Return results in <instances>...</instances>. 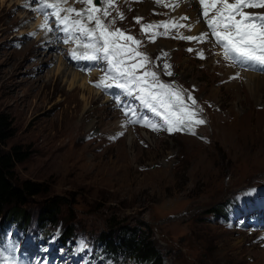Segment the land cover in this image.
I'll return each mask as SVG.
<instances>
[{"label": "rangeland", "instance_id": "374dc122", "mask_svg": "<svg viewBox=\"0 0 264 264\" xmlns=\"http://www.w3.org/2000/svg\"><path fill=\"white\" fill-rule=\"evenodd\" d=\"M24 1L28 8L22 0H0V112L9 114L14 123L15 135L7 147L22 145L30 154L17 163L18 177L43 182L48 191L31 197L23 207L31 223L29 232L14 230L20 252L31 264H89L92 241L102 233L113 234L121 222L151 236L161 250L156 264H264V71L245 69L261 75L262 81L250 88L242 70V78L230 79L234 73L227 74L229 62H218V53L212 51L206 60L200 59L196 52L203 43L160 36L161 49L162 41H171L167 52L159 45L151 48L157 42L145 44L142 51L148 53L163 82L174 81L192 92L207 123L196 127L195 136L153 131L144 124H128L125 130V116L114 108L112 95L104 92L101 96L99 88L89 85L92 73L101 75L99 69L79 72L98 92L93 94L84 88L81 77L74 79L77 70L66 61L71 51L64 50L61 38L59 49L40 41L58 31L41 30L44 16L31 11L38 3ZM136 1L117 0L108 6V20L123 12L125 18L114 26L139 37L141 25L162 20L156 10L142 9L146 0ZM72 6L78 10L91 7L77 0ZM95 6L101 9L104 3L100 0ZM165 11L166 18L170 10ZM23 16L27 18L15 25V19ZM137 16L142 17L139 23L134 19ZM38 19L40 23L33 28ZM199 19L204 24L201 17L191 24ZM32 32L36 35H28ZM190 47L194 51H187ZM40 50L44 59L37 60ZM165 62L172 66V77L163 73ZM123 99L139 113L143 110L133 97ZM140 114L159 121L148 109ZM120 131L125 135L110 139ZM55 198H62L56 215L61 220L51 227H72L81 238L69 236L71 244L89 242V249L70 246L54 253L45 241L35 242L43 207ZM227 199L255 206L222 222L210 210ZM241 218L244 225L237 223ZM2 242L8 245L4 256L16 264H28L9 242ZM120 260V264H131Z\"/></svg>", "mask_w": 264, "mask_h": 264}, {"label": "snow or ice", "instance_id": "6c2138e0", "mask_svg": "<svg viewBox=\"0 0 264 264\" xmlns=\"http://www.w3.org/2000/svg\"><path fill=\"white\" fill-rule=\"evenodd\" d=\"M35 2L39 7L31 8V11L44 16L43 23L39 25L41 30L47 33L62 32L63 43L68 44L75 39L78 47L82 46L88 50L83 54H77L75 50L71 51V59L87 61L92 66H102L104 75L99 81L91 83L105 93H111L115 88L122 94L112 93L113 101L125 116L122 128L126 130L128 124H144L153 131L165 130L169 134L183 132L195 136L196 127L207 123L203 116V108L198 105L192 92L180 88L174 81L165 83L160 79L158 70H153L156 65L150 60L148 53L138 50L142 41L120 28L111 27L117 20L125 18L123 12H118L117 16L106 24L105 19L111 16V12L108 8L103 9L105 19H101L96 14L101 9L95 6L94 0H77L91 6L81 10L60 6L66 4L68 0H55L54 3H49L48 0H35ZM101 2H106L110 8L117 0H101ZM155 2L161 3V0ZM181 2L182 0H173L171 6L179 7ZM195 3L199 5L201 16L210 32H202L198 36L179 34L176 38L211 43L215 47L222 48L223 59L232 67L253 69L259 67L264 70V11H250L264 10V0H195ZM23 7L28 8L29 4L26 3ZM47 9L52 11L48 12ZM210 12L214 14L209 15ZM61 13L67 14L62 16ZM53 17L54 27L50 23ZM134 19L139 23L142 17L137 16ZM188 19L187 16L178 18L179 21ZM93 22L94 27H89L88 25ZM192 26V24H180L178 21H161L157 25L143 24L141 31L147 33L150 29L163 27L164 31L159 32L158 35L168 36L169 28ZM28 35L35 36L36 33L32 32ZM156 39L157 34L148 37L150 43H155ZM187 51L192 52L194 49L188 48ZM164 55L166 56L167 53ZM196 55L200 59H206L203 49L196 52ZM157 59L159 60L160 57ZM171 67L167 62L163 64V73L169 77L174 75ZM140 69L144 71L138 72ZM84 70L91 69L86 67ZM237 78H242L239 72L230 77V79ZM123 97H133L138 100L141 107L147 108L153 117L159 118V121L141 115L138 109L125 103ZM124 135L125 131H120L110 139L115 140ZM0 264H16V261L4 256L3 251H0Z\"/></svg>", "mask_w": 264, "mask_h": 264}, {"label": "trees", "instance_id": "16d2710c", "mask_svg": "<svg viewBox=\"0 0 264 264\" xmlns=\"http://www.w3.org/2000/svg\"><path fill=\"white\" fill-rule=\"evenodd\" d=\"M14 123L12 117L0 112V224L1 221L13 218L25 223L31 220L23 208L33 196L48 191L46 184L30 179L21 180L16 172L17 163L26 160L29 152L22 145L7 147V142L14 137ZM62 198H55L48 201L43 207L42 215L39 218L46 226L56 225L61 219L56 215L60 213L59 206ZM224 202L213 207L211 213H219L223 210ZM121 222L115 225L116 232L102 233L99 239L106 242L109 249L126 255L131 259L139 261H152L160 263L161 250L156 246L145 231L128 226H121ZM72 227L65 229L62 240L74 235ZM116 235V236H115Z\"/></svg>", "mask_w": 264, "mask_h": 264}, {"label": "bare ground", "instance_id": "6f19581e", "mask_svg": "<svg viewBox=\"0 0 264 264\" xmlns=\"http://www.w3.org/2000/svg\"><path fill=\"white\" fill-rule=\"evenodd\" d=\"M3 1V3L4 2H8L9 0H2ZM14 1V0H13ZM19 1V0H18ZM138 1H142V0H138ZM147 2H145V4L144 5H142V9H150V8H152V10H156V12H159V14H160V16H159V14L158 13H154V15H157V16H159L160 18H161V20L162 21H165V10H167V9H169L170 10V13H169V16H173V18H172V20L171 21H178V23H180V24H191L192 22H194L195 20H197L198 18H200V16H199V14H198V12H199V5L197 4V3H195V0H182V2L180 3V5H179V7H172L171 5L173 4V0H170V4L169 5H166V4H163V0H161V3H156L155 2V0H146ZM119 2V1H118ZM17 3H20V2H17ZM22 3H24L25 4V1L24 0H22ZM156 4H159V5H156ZM14 5V4H13ZM15 5H17L16 4V2H15ZM20 5V4H19ZM72 7H74V6H72ZM50 12L52 11V9H50L49 10ZM189 16V19H190V21L189 22H186V21H179L178 20V18L179 17H181V16ZM168 16V17H169ZM27 17L26 16H23V17H18V19H15V21H14V23H15V25H17L20 21H24L25 19H26ZM73 18H75L74 17V15H73ZM199 22H196L194 25H193V27H192V31H189V32H186L185 31V28H183V29H181V34H189V35H193V36H198L197 34H201L202 32H206V29H205V27H204V24H203V22L201 21V19H199L198 20ZM40 23V21H39V19L37 20V22L36 23H34L33 24V28H36L37 26H38V24ZM94 23V22H93ZM55 26V23H54V25H53V27ZM180 28H182V27H180ZM179 29V28H178ZM174 30H176V29H172V28H169V34L171 33V32H173ZM164 31V28L163 27H161V30H160V32H163ZM56 35H54V36H52L51 38H49V39H46L45 37L42 39V40H40V41H44V45L45 46H47L48 48H52V49H59V46H58V42H59V40H60V38H61V40H60V43L61 42H63V39H64V34L62 33V34H59V32H54ZM174 34H177L176 32H173ZM179 35V34H178ZM177 35V36H178ZM46 36H47V34H46ZM58 37V38H57ZM158 37V39H157V43L156 44H151V48H154V47H157L156 45H159V47H160V44H159V37H160V35H158L157 36ZM40 38H42V35H40L39 36V38L38 39H40ZM170 40V39H169ZM170 42L171 41H169V42H167V41H162V49H161V47H160V49L162 50V52H167V50H168V48L170 49L171 48V46H170ZM196 44H198V41H194ZM48 43H51V45L53 46H50V44H48ZM78 42L77 41H75V39H73L72 41H70V43L69 44H77ZM166 46V48H165V46ZM185 45V44H184ZM187 45V44H186ZM193 45H195V44H193ZM199 45V44H198ZM33 46V45H32ZM31 47V46H30ZM29 47V48H30ZM158 47V48H159ZM193 48V47H192ZM213 48H215V49H213ZM202 49L205 51V55L206 54H212V51H214L215 53H218V58H217V60L218 59H221V60H218V62H221L222 63V59H223V56H222V53L220 52V49L218 48V47H215V46H213V44H211V43H204L203 44V46H202ZM161 50H159V51H161ZM199 51V50H198ZM83 53H85V51L83 50V49H80V51H79V53H77V54H83ZM37 55L39 56V57H37V60H41V58H40V56H42L43 58L42 59H44V54H43V52L40 50V51H38L37 52ZM69 55V58L66 56V61H67V64L69 65V66H71L73 69H76V70H80V71H84V69L86 68V67H91L92 66V64L90 63V62H87V61H83V60H80V61H76V60H73V59H71V57H70V53L68 54ZM207 56V55H206ZM60 58H61V60H62V57L60 56ZM215 58V57H214ZM206 60V59H205ZM41 62V61H40ZM156 63V62H155ZM98 67H100V66H98ZM60 68H61V66H60ZM101 68H102V66H101ZM228 70H227V74H230V75H232L233 73L235 74V73H237V72H240V67H232V66H230V64H229V66H228ZM60 73L63 75L64 73H65V70H62V71H60ZM242 74H243V77H244V79L246 80L245 82L247 83V85L248 86H250V88H251V86H252V84L254 83L255 85H257V81H262V80H259V77L261 76V75H259V74H255V73H253V72H248V71H243L242 72ZM228 76V75H227ZM73 77H75L74 79H76L77 77H81V79H82V84H84V88L85 87H87L88 89H89V91L91 92V93H93L94 94V92H95V90L94 89H92L90 86H88V81H89V83H90V85H91V82L92 81H98L94 76H91L92 77V79H90V77L88 78V81H87V76H86V79H85V77H83L78 71H74V76ZM262 77H264V75L262 76ZM78 79V78H77ZM76 79V80H77ZM90 79V80H89ZM72 84H73V82H71ZM77 86V85H76ZM83 86V85H82ZM248 86H247V88H248ZM252 87H254V86H252ZM249 89V88H248ZM256 89V88H255ZM254 89V90H255ZM258 90V89H257ZM90 93V94H91ZM95 93H97L98 94V92H95ZM90 101V100H89ZM93 102H94V100H93ZM95 109V108H94ZM119 114V113H118ZM121 115V114H120ZM98 116V115H97Z\"/></svg>", "mask_w": 264, "mask_h": 264}]
</instances>
